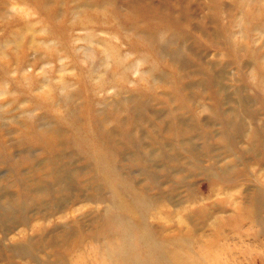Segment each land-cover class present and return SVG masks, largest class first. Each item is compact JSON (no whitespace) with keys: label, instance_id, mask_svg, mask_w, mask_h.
Returning <instances> with one entry per match:
<instances>
[{"label":"rangeland","instance_id":"obj_1","mask_svg":"<svg viewBox=\"0 0 264 264\" xmlns=\"http://www.w3.org/2000/svg\"><path fill=\"white\" fill-rule=\"evenodd\" d=\"M0 264H264V0H0Z\"/></svg>","mask_w":264,"mask_h":264}]
</instances>
